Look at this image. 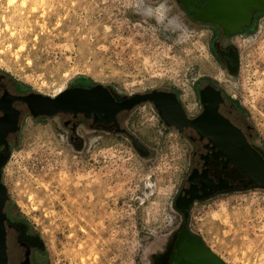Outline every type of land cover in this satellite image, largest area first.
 <instances>
[{
	"label": "rangeland",
	"instance_id": "1",
	"mask_svg": "<svg viewBox=\"0 0 264 264\" xmlns=\"http://www.w3.org/2000/svg\"><path fill=\"white\" fill-rule=\"evenodd\" d=\"M180 16L190 33L177 44L154 35L131 0H0V72L48 97L74 86L191 97L212 81L235 98L264 150V14L235 39L231 76L215 55L217 31ZM133 124L147 155L101 133L84 135L75 151L56 118L26 124L3 182L40 239L37 264H146L175 225L187 144L147 109ZM191 226L226 263L264 264V189L198 205Z\"/></svg>",
	"mask_w": 264,
	"mask_h": 264
},
{
	"label": "flooded vegetation",
	"instance_id": "2",
	"mask_svg": "<svg viewBox=\"0 0 264 264\" xmlns=\"http://www.w3.org/2000/svg\"><path fill=\"white\" fill-rule=\"evenodd\" d=\"M259 2L264 5L260 0H173L172 8L187 21L217 31L213 47L217 59L226 69L234 54L239 58L235 39L244 35L256 18L264 14V11L254 10ZM201 12H208L207 17L219 18L220 22L196 19L195 14L202 16ZM233 30L237 32L231 33ZM96 87L74 86L70 89L92 90L103 99L101 108L87 113L60 112L54 117H35L33 111L38 110L36 104L41 99L0 72V160L7 157L8 164L29 121L51 118L59 121L75 151L79 150V142L84 143V135L91 133L116 135L136 149L133 140L141 144L143 141L134 129L133 119L141 110L147 109L163 129L175 130L188 147L187 167L172 201L177 222L159 241L151 264H196L205 257L192 238L210 248L192 229L196 207L264 189V185L254 184V152L264 162V150L251 121L227 89L212 81L196 86L191 97L167 88L124 96L111 88L95 90ZM191 103L193 113L188 107ZM6 165L2 168V179ZM0 221L4 232L5 264H37L42 255L40 239L27 221L14 212L9 195L0 205ZM180 245L182 248L187 245L190 254L176 255ZM193 253L195 255L191 257Z\"/></svg>",
	"mask_w": 264,
	"mask_h": 264
},
{
	"label": "water",
	"instance_id": "3",
	"mask_svg": "<svg viewBox=\"0 0 264 264\" xmlns=\"http://www.w3.org/2000/svg\"><path fill=\"white\" fill-rule=\"evenodd\" d=\"M261 2L264 0H260ZM257 11H264V5L259 4L254 8ZM202 16H198L195 14V18L203 21H215L217 23L220 22L219 18H211L207 17L206 15L208 12H201ZM222 16V14H219ZM231 33L237 32V30L230 31ZM240 67V61L238 55L234 54L232 62L228 63L226 71L228 75L236 74ZM98 88H102V86H97L94 88L95 90ZM93 89V90H94ZM37 97L41 99L40 103L36 104L38 110L33 111V115L37 116H44V117H54L57 113L60 112H69V113H78L84 112L87 113L90 110H95L96 108H101V99L100 96L94 94L92 90L87 91L80 88L75 89H67L55 97H48V96H41L36 94ZM133 143L138 151V153L142 155H147L148 149L141 144L137 140H133ZM7 163V157L0 160V205L2 204L3 200L8 197L7 188L2 179V168ZM254 184L264 185V162L262 158L254 152ZM0 221V264H5L6 256H5V244H4V236H3V226ZM187 235V234H186ZM188 236V235H187ZM190 238V236H188ZM198 244V247L204 253V259H200L196 261V264H228L226 263L220 256H218L214 251L210 248L206 247L199 239L192 238ZM178 252L176 255L180 254L181 256L189 255L190 249L185 245L182 248V245L177 246ZM154 255L153 253H149L146 255V264L150 263L151 256ZM195 253L191 254L193 257Z\"/></svg>",
	"mask_w": 264,
	"mask_h": 264
},
{
	"label": "clouds",
	"instance_id": "4",
	"mask_svg": "<svg viewBox=\"0 0 264 264\" xmlns=\"http://www.w3.org/2000/svg\"><path fill=\"white\" fill-rule=\"evenodd\" d=\"M173 0H131V9L156 36L183 43L190 28L182 17L174 13Z\"/></svg>",
	"mask_w": 264,
	"mask_h": 264
},
{
	"label": "bare ground",
	"instance_id": "5",
	"mask_svg": "<svg viewBox=\"0 0 264 264\" xmlns=\"http://www.w3.org/2000/svg\"><path fill=\"white\" fill-rule=\"evenodd\" d=\"M236 43L239 44V45L241 44V42L239 41L238 38L236 39ZM242 45H243V43H242ZM186 102H187V101H186ZM188 103H189V102H188ZM193 104H194V103H193ZM188 107H189V111L193 113V111H194V106L192 105V103L189 104ZM43 234H44V233H43ZM44 235H45V234H44Z\"/></svg>",
	"mask_w": 264,
	"mask_h": 264
}]
</instances>
